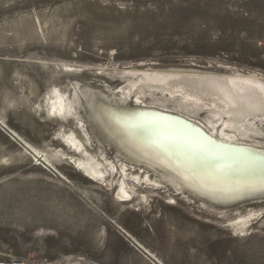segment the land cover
Listing matches in <instances>:
<instances>
[{"label":"rangeland","instance_id":"374dc122","mask_svg":"<svg viewBox=\"0 0 264 264\" xmlns=\"http://www.w3.org/2000/svg\"><path fill=\"white\" fill-rule=\"evenodd\" d=\"M6 1L0 0V23L38 17L42 23H53L54 29L44 37L36 36L28 51L24 44L22 49L4 47L15 44L12 30L0 38V155H21L19 140L10 133L42 149L59 145L52 141L54 125L47 116L39 118L21 102L6 103L20 98V90L27 92L31 102L37 101L34 94L47 90L49 62L54 58L73 61L84 71L82 80L92 93L83 100L82 114L92 142L112 158L116 154L144 158L109 127L103 115L100 93L112 87L117 99L122 96L121 70H240L264 78V0ZM48 26L43 24V30ZM19 28L21 33L26 31L24 24ZM147 102L154 104L149 98ZM164 105L180 112L170 97ZM134 109V104H128L121 112L131 114ZM21 161L0 167V260L11 255L28 264L76 260L77 264H150L138 246L154 252L164 264H264V223L255 221L245 236L232 231L226 221L264 207V193L245 197L260 189H242L236 181L233 187L241 190L223 192L178 179L183 187L190 186L186 197L166 199L163 191L172 193L167 186L150 192L143 206H137L119 203L110 185L85 178L71 164L58 162L62 177L52 166L34 165L23 156ZM149 169L150 177L159 176L160 171ZM235 174L237 170L228 177Z\"/></svg>","mask_w":264,"mask_h":264},{"label":"bare ground","instance_id":"6f19581e","mask_svg":"<svg viewBox=\"0 0 264 264\" xmlns=\"http://www.w3.org/2000/svg\"><path fill=\"white\" fill-rule=\"evenodd\" d=\"M20 21L22 19L4 20L0 23V38L6 37V31H13L10 36L15 44L4 46L5 48L20 49L24 44L26 51L31 50L29 48L36 36L44 37L54 29L51 26L53 23L47 20L42 23L38 17L26 18L21 23L25 25L26 31L21 33ZM43 24H49L48 28L43 30ZM10 52L16 54L14 51ZM54 59L49 62L51 72L48 74L47 90L43 94H34L37 101L31 102L27 92L20 90V98L8 99L6 103L7 106H14L16 102H21L24 107H30L39 114V118L47 116L46 120L54 125L52 141H57L59 145L48 144L42 149L23 137L16 138L10 133L15 140H19L21 155L4 152L0 155V167L21 164L23 156L34 165L53 167L63 177L58 162L68 163L81 171L85 178L110 185L114 193L117 192L119 203L134 202L137 206H143L150 192L167 186L172 188V193L163 191L166 199L174 200L175 195L186 197L191 190L188 188L190 186L183 187L178 179H184L186 184L194 187L223 192L241 190L233 187V183L239 181L242 189L261 190L254 196L245 197L264 193L262 75L240 70L225 73L192 69L121 70L120 77L124 84L122 96L117 99L115 90L109 88V84L100 96L103 97L102 111L109 127L124 141L131 143L137 154L144 155V158L136 157L133 160L125 154L109 157L106 149L92 142L85 114L81 110L85 106L83 100L88 99L92 93H89L90 85L82 80L81 74L84 71L73 61L58 62ZM19 74L29 77L24 72ZM21 82L33 91L32 85L28 86L24 80ZM168 97L179 107L180 112L166 109L164 102ZM148 98L154 104H149ZM128 104H134L135 109L131 114L122 113L121 110ZM42 107L44 113L40 112ZM203 114H206L205 119L201 118ZM72 120H75V125ZM64 121H69L70 124L66 125ZM146 161H150L152 165H147ZM149 168L160 171L159 176L150 177ZM235 170V177L229 178L228 174ZM226 221L232 231L245 235L243 233L250 231L255 221L264 223V207L250 209ZM137 249L150 264H164L154 252L142 250L138 246ZM71 262L79 263L77 260Z\"/></svg>","mask_w":264,"mask_h":264},{"label":"built area","instance_id":"2783aa9c","mask_svg":"<svg viewBox=\"0 0 264 264\" xmlns=\"http://www.w3.org/2000/svg\"><path fill=\"white\" fill-rule=\"evenodd\" d=\"M0 264H28V263L20 258L7 257L0 260Z\"/></svg>","mask_w":264,"mask_h":264},{"label":"crops","instance_id":"0c3cea01","mask_svg":"<svg viewBox=\"0 0 264 264\" xmlns=\"http://www.w3.org/2000/svg\"><path fill=\"white\" fill-rule=\"evenodd\" d=\"M138 250V249H137ZM139 253H141V251H138ZM141 255H142V253H141ZM144 258V257H143Z\"/></svg>","mask_w":264,"mask_h":264}]
</instances>
